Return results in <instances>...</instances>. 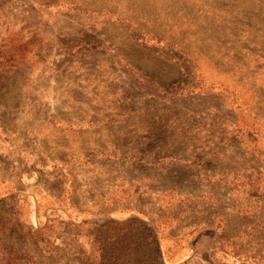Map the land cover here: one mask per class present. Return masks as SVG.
<instances>
[{
  "label": "rangeland",
  "instance_id": "374dc122",
  "mask_svg": "<svg viewBox=\"0 0 264 264\" xmlns=\"http://www.w3.org/2000/svg\"><path fill=\"white\" fill-rule=\"evenodd\" d=\"M0 264H264V0H0Z\"/></svg>",
  "mask_w": 264,
  "mask_h": 264
},
{
  "label": "trees",
  "instance_id": "16d2710c",
  "mask_svg": "<svg viewBox=\"0 0 264 264\" xmlns=\"http://www.w3.org/2000/svg\"><path fill=\"white\" fill-rule=\"evenodd\" d=\"M148 237L150 238V239H152L153 238V234H152V232H149V234H148ZM151 242L153 243V241L151 240Z\"/></svg>",
  "mask_w": 264,
  "mask_h": 264
},
{
  "label": "crops",
  "instance_id": "0c3cea01",
  "mask_svg": "<svg viewBox=\"0 0 264 264\" xmlns=\"http://www.w3.org/2000/svg\"><path fill=\"white\" fill-rule=\"evenodd\" d=\"M197 248V247H196Z\"/></svg>",
  "mask_w": 264,
  "mask_h": 264
}]
</instances>
